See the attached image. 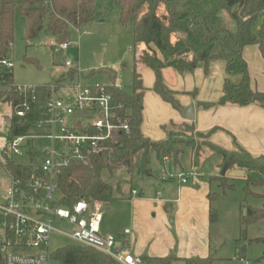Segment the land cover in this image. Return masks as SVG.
<instances>
[{
    "label": "trees",
    "instance_id": "1",
    "mask_svg": "<svg viewBox=\"0 0 264 264\" xmlns=\"http://www.w3.org/2000/svg\"><path fill=\"white\" fill-rule=\"evenodd\" d=\"M119 8V21L126 24L133 21L132 41L134 72L132 91L125 93L113 87L108 88L112 105L117 114L127 121L128 132L116 131L112 140L106 143L102 152L89 155L85 162H72L62 168L54 177L55 202L58 207L71 208L77 201L102 204L119 195V185L110 181L116 173L132 172L133 159L141 154V166L149 174L147 155L168 158L175 167L180 166L184 149H189L191 160L197 163L204 148L219 155L218 175L215 180L224 182L233 169L244 171L246 195L262 198L260 208L247 206L239 215L241 226L264 219V194L253 190L264 188V157H254L244 150L225 151L208 142L209 134L195 133L203 139L195 143L187 124L173 125L163 141H151L140 130L142 123V96L144 88L138 66L150 69L154 74L153 92L163 101L179 108L173 93L164 85L161 71L172 68L178 72H192L200 64L213 60L226 62V75L222 95L215 103H202L208 109L214 106L236 105L240 107L258 104L264 108V93L252 89L247 64L243 60L245 47L256 45L264 60V0H112ZM15 11L25 20L28 41L34 40L42 31L52 35L57 43H68L71 30L93 22L97 13L95 0H0V57L8 56L12 45ZM229 21L235 29L229 28ZM143 49H140V48ZM52 51L54 52L53 48ZM115 82L112 70L103 71ZM79 74L76 68L65 70L54 85L61 86L66 80H74ZM240 76L235 85L230 77ZM86 78V77H85ZM8 89L0 92V103L9 107V142L16 136H27L33 126L46 118V101L51 85L32 86L18 91L11 73L6 77ZM27 103L28 112L23 118L16 115V108ZM122 107V108H120ZM6 124V122H5ZM9 146V144H8ZM7 146V147H8ZM31 157V143L26 145ZM33 160V159H32ZM32 164V162H31ZM29 165H16L0 160L11 180L25 184L35 171ZM264 243V237L252 243ZM264 259V254L262 256ZM145 262V259H142ZM50 261L57 264H119L111 257L91 248L73 243L51 252ZM161 264H173L171 257L161 259ZM213 259H192V264H212Z\"/></svg>",
    "mask_w": 264,
    "mask_h": 264
},
{
    "label": "crops",
    "instance_id": "2",
    "mask_svg": "<svg viewBox=\"0 0 264 264\" xmlns=\"http://www.w3.org/2000/svg\"><path fill=\"white\" fill-rule=\"evenodd\" d=\"M242 57L247 64L252 89L264 93V60L258 47H245ZM225 67L224 60H213L198 65L192 72H178L172 68L161 71L163 83L173 93L179 108L194 106V119L190 121L180 116L179 108L153 92V72L138 66L144 88L142 135L151 141H163L173 125L187 124L192 126L194 133L209 134L208 142L222 150H244L254 157H264L263 107L258 104L244 107L227 104L208 109L199 106L215 103L221 97L227 77ZM229 79L237 85L241 77L232 76ZM188 156L189 167L182 166L184 160L179 167H175L170 159L157 157L174 179L162 177L163 183L154 193L146 188L145 191L130 189L128 193L118 195L108 202L115 214L108 221L102 211L108 203H101L100 234L116 236L122 242L124 251L145 259L144 264H161V259L169 257L175 260L173 264H192V259L211 256V195L212 182L216 181L213 177L217 175L210 173L209 177H205L204 173H198L200 159L193 163L190 151ZM239 170L238 178H243L244 171ZM230 173L227 178L232 177ZM180 174L186 179L185 183L175 178ZM134 190L138 192L136 195H132ZM125 230L130 231L128 236H124Z\"/></svg>",
    "mask_w": 264,
    "mask_h": 264
},
{
    "label": "rangeland",
    "instance_id": "3",
    "mask_svg": "<svg viewBox=\"0 0 264 264\" xmlns=\"http://www.w3.org/2000/svg\"><path fill=\"white\" fill-rule=\"evenodd\" d=\"M95 1L96 14H100L101 20H94L79 30H71L69 47L60 53L52 51L51 45L57 42L45 31H42L34 40L28 41L25 20L18 11H15L12 45L8 55L13 62L10 73L15 85L22 87L54 85L66 70L63 62L67 60L72 62L79 74L83 75L85 82L109 85L110 79L103 71L112 70L120 91L125 93L132 91L135 59L132 41L133 21L129 20L126 24H122L119 21V8L112 0ZM229 28L235 29L233 22L229 21ZM9 115V107L0 103V160L6 159L22 166L29 165L31 162L40 163L44 152L50 148V142L41 137L30 140L33 160L25 149L21 156L11 154L7 147L9 129L5 124V119ZM194 134L193 131L187 135L192 136L196 144L204 141L195 137ZM188 152V149H184L185 155L183 154L180 158L181 164L184 160L182 166L185 167H189ZM211 152L205 147L197 164V172L204 173L205 177L214 173L218 175L215 167L220 163V157ZM147 162L149 174L142 170L141 154L134 157L131 173L125 170L116 173L112 180H116L115 185H119V195L128 193L130 189L145 191L148 188L153 193L158 191L163 183L161 178L169 176L171 172L166 170L164 163L157 158L155 152L147 155ZM239 171V169H233L230 173L232 177L227 178L223 183L218 180L212 182V215L209 223L212 264H264L262 259L264 243H252L255 239L264 237V219L246 227L241 226L239 222V215L247 206L260 208L263 200L257 196L246 195L243 178H238ZM11 181L4 169L0 167V200L11 185ZM168 181L165 180V182ZM253 191L264 194V188ZM102 211L107 221L115 216L109 203L103 206ZM53 227L56 231L51 235L49 246L52 252L72 244V240L60 234L70 232L67 224L56 221ZM50 264L57 263L51 261Z\"/></svg>",
    "mask_w": 264,
    "mask_h": 264
},
{
    "label": "built area",
    "instance_id": "4",
    "mask_svg": "<svg viewBox=\"0 0 264 264\" xmlns=\"http://www.w3.org/2000/svg\"><path fill=\"white\" fill-rule=\"evenodd\" d=\"M69 43H54V52L68 49ZM67 69L75 68L64 60ZM13 69L8 56L0 57V92L8 89L6 77ZM120 90L117 83L109 85L85 82L81 76L66 80L61 86L51 85L46 101V118L38 121L27 136H16L9 142V151L21 156L33 138H45L50 148L40 163H32L34 173L25 184L12 180L0 200V264H50L53 223L61 221L70 232L60 233L73 243L101 252L119 264H144L140 257L125 252L122 242L113 235H101V203L77 201L71 208L58 207L55 202L54 177L72 162H85L89 155L102 152L116 131L128 132V124L112 105L109 87ZM26 91L30 87H16ZM122 108V107H120ZM27 103L16 108L23 118ZM59 161V163L57 162ZM174 179V176H166ZM181 183L183 175L175 177ZM136 190L132 195H136ZM130 234L124 231V236Z\"/></svg>",
    "mask_w": 264,
    "mask_h": 264
},
{
    "label": "water",
    "instance_id": "5",
    "mask_svg": "<svg viewBox=\"0 0 264 264\" xmlns=\"http://www.w3.org/2000/svg\"><path fill=\"white\" fill-rule=\"evenodd\" d=\"M95 20L96 21H100L101 20L100 14H96ZM179 113H180V116L183 119L192 121L194 119V106L193 105H190V106H188L186 108H179ZM5 122H6V125L8 126L9 125V119L6 118ZM57 162L59 163V161H57ZM116 183H117L116 180H112L110 182V184L112 186L115 185Z\"/></svg>",
    "mask_w": 264,
    "mask_h": 264
}]
</instances>
